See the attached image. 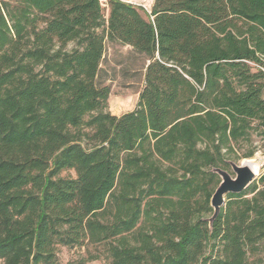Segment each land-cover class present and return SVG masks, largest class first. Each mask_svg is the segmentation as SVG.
<instances>
[{
  "label": "trees",
  "instance_id": "obj_1",
  "mask_svg": "<svg viewBox=\"0 0 264 264\" xmlns=\"http://www.w3.org/2000/svg\"><path fill=\"white\" fill-rule=\"evenodd\" d=\"M105 5L0 0V262L87 242L112 264H252L264 168L209 220L216 170L264 153V0ZM107 41L146 59L120 117L97 82Z\"/></svg>",
  "mask_w": 264,
  "mask_h": 264
},
{
  "label": "rangeland",
  "instance_id": "obj_2",
  "mask_svg": "<svg viewBox=\"0 0 264 264\" xmlns=\"http://www.w3.org/2000/svg\"><path fill=\"white\" fill-rule=\"evenodd\" d=\"M125 3L134 4L143 7L147 12H151L155 0H120ZM105 13L108 15L110 9L107 0H101ZM146 59L142 56L134 54L132 49L123 46L119 43L111 41L106 42L104 59L101 64L99 72L98 84L101 86H109L111 95L109 98L108 111L114 116H122L132 112L139 100L140 93L144 87V74H145ZM260 138L254 137L256 142ZM260 146V145H259ZM249 149L248 146L242 148L238 155H243ZM245 160H253L259 165V172L257 179L263 173L264 168V153L259 150L253 158L241 159L235 162L241 165ZM233 178L236 174L230 170ZM63 176L75 177L73 172L64 173ZM126 240L135 245V240L131 236H127ZM111 243V242H110ZM114 244L118 245L116 241ZM109 243L105 244H88L87 242L83 247H66L63 245L57 246V258L59 264H112V256L110 252ZM264 264V250L256 257L251 259L253 264ZM31 264V258L29 259ZM0 264H3L0 262ZM21 264H28V261L23 257Z\"/></svg>",
  "mask_w": 264,
  "mask_h": 264
},
{
  "label": "water",
  "instance_id": "obj_3",
  "mask_svg": "<svg viewBox=\"0 0 264 264\" xmlns=\"http://www.w3.org/2000/svg\"><path fill=\"white\" fill-rule=\"evenodd\" d=\"M231 165L233 172L236 174L235 178L227 171L216 170L217 174L221 177V183L211 200L214 216L209 220L210 223L219 215L226 203L227 195L244 192L254 182L259 172V168L256 169L249 163H242L241 165L232 163Z\"/></svg>",
  "mask_w": 264,
  "mask_h": 264
},
{
  "label": "bare ground",
  "instance_id": "obj_4",
  "mask_svg": "<svg viewBox=\"0 0 264 264\" xmlns=\"http://www.w3.org/2000/svg\"><path fill=\"white\" fill-rule=\"evenodd\" d=\"M243 163H249L252 166H254L256 169L259 168V165L257 163H255V161H253V160H245Z\"/></svg>",
  "mask_w": 264,
  "mask_h": 264
}]
</instances>
